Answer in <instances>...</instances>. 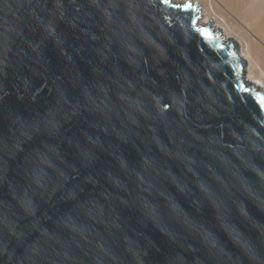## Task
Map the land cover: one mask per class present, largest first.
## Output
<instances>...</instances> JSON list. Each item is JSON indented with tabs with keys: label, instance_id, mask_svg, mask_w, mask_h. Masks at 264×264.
I'll list each match as a JSON object with an SVG mask.
<instances>
[{
	"label": "water",
	"instance_id": "95a60500",
	"mask_svg": "<svg viewBox=\"0 0 264 264\" xmlns=\"http://www.w3.org/2000/svg\"><path fill=\"white\" fill-rule=\"evenodd\" d=\"M199 17L0 0V264H264V91Z\"/></svg>",
	"mask_w": 264,
	"mask_h": 264
},
{
	"label": "bare ground",
	"instance_id": "6f19581e",
	"mask_svg": "<svg viewBox=\"0 0 264 264\" xmlns=\"http://www.w3.org/2000/svg\"><path fill=\"white\" fill-rule=\"evenodd\" d=\"M198 6V26L211 24L226 41L236 40L246 62L245 79L264 91V0H170Z\"/></svg>",
	"mask_w": 264,
	"mask_h": 264
},
{
	"label": "snow or ice",
	"instance_id": "6c2138e0",
	"mask_svg": "<svg viewBox=\"0 0 264 264\" xmlns=\"http://www.w3.org/2000/svg\"><path fill=\"white\" fill-rule=\"evenodd\" d=\"M163 2H164V3H168V2H169V0H163ZM185 6H188V5H185Z\"/></svg>",
	"mask_w": 264,
	"mask_h": 264
}]
</instances>
